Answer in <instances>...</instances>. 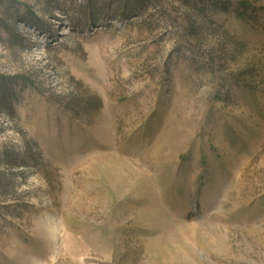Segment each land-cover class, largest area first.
I'll return each mask as SVG.
<instances>
[{
	"label": "rangeland",
	"instance_id": "374dc122",
	"mask_svg": "<svg viewBox=\"0 0 264 264\" xmlns=\"http://www.w3.org/2000/svg\"><path fill=\"white\" fill-rule=\"evenodd\" d=\"M0 264H264V0H0Z\"/></svg>",
	"mask_w": 264,
	"mask_h": 264
},
{
	"label": "trees",
	"instance_id": "16d2710c",
	"mask_svg": "<svg viewBox=\"0 0 264 264\" xmlns=\"http://www.w3.org/2000/svg\"><path fill=\"white\" fill-rule=\"evenodd\" d=\"M35 25H37V24H35ZM74 100H75V102H77L79 104L78 106L83 105L84 108L87 109V110H90L91 107H94V108L97 109L100 106L99 101H95V100H91L90 102L87 101V102H84V103H82V101L80 99L75 98V97H74Z\"/></svg>",
	"mask_w": 264,
	"mask_h": 264
}]
</instances>
